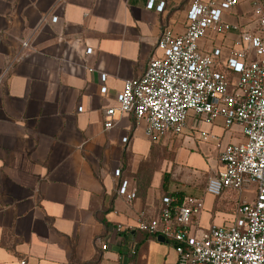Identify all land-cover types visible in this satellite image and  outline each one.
Returning a JSON list of instances; mask_svg holds the SVG:
<instances>
[{"label": "crops", "instance_id": "obj_1", "mask_svg": "<svg viewBox=\"0 0 264 264\" xmlns=\"http://www.w3.org/2000/svg\"><path fill=\"white\" fill-rule=\"evenodd\" d=\"M149 1L0 0V264H177L168 240L138 229L159 214L163 196H202L204 229L231 224L238 201L254 198L206 193L224 168L213 142L152 139L144 120L118 109L105 128L106 111L119 107L125 82L144 73L162 26L182 34L188 25L193 0ZM249 7L241 0L225 19ZM238 34L205 38L201 47L221 46L225 61ZM199 130L223 143L244 140L237 125L225 131L222 118ZM125 180L137 194L131 202L118 191Z\"/></svg>", "mask_w": 264, "mask_h": 264}, {"label": "built area", "instance_id": "obj_2", "mask_svg": "<svg viewBox=\"0 0 264 264\" xmlns=\"http://www.w3.org/2000/svg\"><path fill=\"white\" fill-rule=\"evenodd\" d=\"M246 1L249 9L227 21L225 16L235 15L241 0H193L184 33L162 26L144 73L127 80L116 96L119 107L106 111V129L113 127L112 117L118 109L144 120L152 139L188 135L215 143L224 168L208 179L206 193L254 194L252 200L238 201L231 224H213L207 229L199 221L205 206L202 196H163L159 214L143 217L138 229L168 240L176 250L177 264H264V0ZM153 3L150 0L149 6ZM163 7L164 2L157 10ZM231 29L239 32V47L230 50L225 61L221 46L201 47L203 39ZM22 46L29 47V41ZM91 53L92 48H87L86 54ZM106 77L102 75L103 82ZM101 92H106L105 86ZM219 118L225 131L239 126L244 140L223 143L218 134L199 130L202 123L215 125ZM114 174L120 176V168ZM118 191L129 202L137 197L126 180ZM108 246L103 242L101 248ZM135 253L132 244L127 254Z\"/></svg>", "mask_w": 264, "mask_h": 264}, {"label": "rangeland", "instance_id": "obj_3", "mask_svg": "<svg viewBox=\"0 0 264 264\" xmlns=\"http://www.w3.org/2000/svg\"><path fill=\"white\" fill-rule=\"evenodd\" d=\"M164 156H170V154H167V153H162V151H158V153L156 154V157H159V158H162ZM245 196H247L248 199H252L253 198V194L249 193V192H245L244 193Z\"/></svg>", "mask_w": 264, "mask_h": 264}, {"label": "trees", "instance_id": "obj_4", "mask_svg": "<svg viewBox=\"0 0 264 264\" xmlns=\"http://www.w3.org/2000/svg\"><path fill=\"white\" fill-rule=\"evenodd\" d=\"M168 195L169 196H180L181 197V194L180 193H174V192H172V193H168Z\"/></svg>", "mask_w": 264, "mask_h": 264}, {"label": "water", "instance_id": "obj_5", "mask_svg": "<svg viewBox=\"0 0 264 264\" xmlns=\"http://www.w3.org/2000/svg\"><path fill=\"white\" fill-rule=\"evenodd\" d=\"M158 239H159V240H164V237L159 236Z\"/></svg>", "mask_w": 264, "mask_h": 264}]
</instances>
